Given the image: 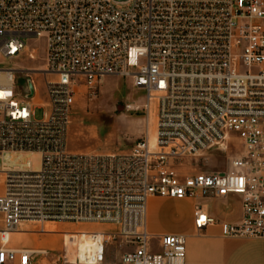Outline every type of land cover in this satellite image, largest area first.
Returning a JSON list of instances; mask_svg holds the SVG:
<instances>
[{
    "label": "built area",
    "instance_id": "1",
    "mask_svg": "<svg viewBox=\"0 0 264 264\" xmlns=\"http://www.w3.org/2000/svg\"><path fill=\"white\" fill-rule=\"evenodd\" d=\"M40 51L41 68H0V264H34L37 253L12 247L13 235L24 224L52 234L49 223L114 228L86 231L92 248L80 264H106L113 242L133 248L120 264H186L187 236L154 243L151 198L193 202L197 235L217 226L223 237L264 240V0H0V60ZM112 77L146 93L156 143L71 152L80 89L92 96ZM235 141L227 171L179 169ZM230 198L239 219L218 221L207 202Z\"/></svg>",
    "mask_w": 264,
    "mask_h": 264
},
{
    "label": "rangeland",
    "instance_id": "2",
    "mask_svg": "<svg viewBox=\"0 0 264 264\" xmlns=\"http://www.w3.org/2000/svg\"><path fill=\"white\" fill-rule=\"evenodd\" d=\"M31 46H42V42H31ZM43 52L40 51L37 60L28 59L26 53L11 60H0L2 69H37L42 67ZM37 83L40 76L30 75ZM17 86L21 88L25 80L16 74ZM146 93L136 90L128 79L112 77L105 82L92 95H88L84 88L76 98L69 128L68 149L75 153H122L129 152L142 139L147 136L153 145L156 143V116L152 111L149 115L143 109ZM129 107H132L129 109ZM34 120H42L45 115L44 108H34ZM149 121V128H148ZM236 146V147H234ZM227 153L219 152L208 155L207 158L195 161L185 159L179 167L185 175L197 171L224 172L228 170L229 158L239 152L238 142ZM179 163V162H178ZM38 167V159L35 160ZM211 213L223 216L232 211L238 204L232 201L227 207L221 202L209 203ZM148 221H151L161 232H188L192 227L193 208L189 202L166 201L154 202L150 205ZM56 233L52 234H26L24 232L36 231L39 224H31L23 228V232L13 235L12 247L18 250H47L48 255L35 256L34 264H70L63 235L66 232L80 233L86 231L112 232L111 226L83 225V224H55ZM1 227V224H0ZM156 236L154 243H157ZM156 246V245H155ZM133 248H121L119 242H113L107 248L106 264H120L125 253ZM77 253L76 248L72 250ZM14 264V263H13ZM16 264V263H15Z\"/></svg>",
    "mask_w": 264,
    "mask_h": 264
},
{
    "label": "crops",
    "instance_id": "3",
    "mask_svg": "<svg viewBox=\"0 0 264 264\" xmlns=\"http://www.w3.org/2000/svg\"><path fill=\"white\" fill-rule=\"evenodd\" d=\"M234 200V198H230L229 203ZM166 201L172 200L151 198L148 202V217L150 211L149 205L151 203ZM183 202H189L191 204L194 218L193 202ZM225 207L227 206L225 205ZM208 211L212 216L221 222H234L240 217L239 205L235 207L233 206L232 211L224 214L223 216L211 213L209 208ZM28 227H30V224L23 225V228ZM148 231L153 236H164L168 234H181L187 236L186 264H264V240L223 237L217 226L210 227L201 235H197L193 228V222L192 227L188 232L176 233L161 232L156 225H154L151 221H148Z\"/></svg>",
    "mask_w": 264,
    "mask_h": 264
},
{
    "label": "bare ground",
    "instance_id": "4",
    "mask_svg": "<svg viewBox=\"0 0 264 264\" xmlns=\"http://www.w3.org/2000/svg\"><path fill=\"white\" fill-rule=\"evenodd\" d=\"M148 128H149V121H148ZM151 144L152 143V137H151ZM46 231L50 233H56L57 228L55 224L49 223L45 225ZM23 232V231H20ZM18 232V233H20ZM79 233V232H78ZM78 233H70L66 232L63 235L64 238V248L66 249L67 256L69 259L70 264H80L79 260L83 261V257L86 255V253L92 248V243L90 239L86 236V232H80ZM17 234V233H16ZM73 248H76L77 253L74 255L72 250ZM33 252L37 253L39 256H45L48 255L47 250H32Z\"/></svg>",
    "mask_w": 264,
    "mask_h": 264
},
{
    "label": "water",
    "instance_id": "5",
    "mask_svg": "<svg viewBox=\"0 0 264 264\" xmlns=\"http://www.w3.org/2000/svg\"><path fill=\"white\" fill-rule=\"evenodd\" d=\"M115 1H117V2H121V3H126V2H128L129 0H115ZM32 95H33V91H32ZM32 95H31L30 97H32Z\"/></svg>",
    "mask_w": 264,
    "mask_h": 264
}]
</instances>
